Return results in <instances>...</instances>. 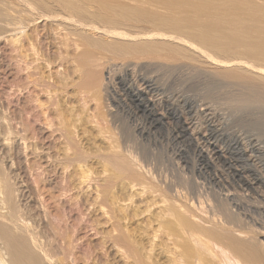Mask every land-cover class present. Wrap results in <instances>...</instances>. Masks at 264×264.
Instances as JSON below:
<instances>
[{
    "label": "rangeland",
    "instance_id": "374dc122",
    "mask_svg": "<svg viewBox=\"0 0 264 264\" xmlns=\"http://www.w3.org/2000/svg\"><path fill=\"white\" fill-rule=\"evenodd\" d=\"M0 1L4 3L2 4L0 2V17L2 16V19L0 18V224L3 225L5 223L3 226L7 229L10 228L9 231L10 234L13 233L11 234L12 236L14 234L15 237L18 235L19 237L16 238L20 240V244H24V238L31 239L26 240L27 242L25 241L26 243L22 245V250L25 251L27 248L25 245H27V252L30 249V255L32 253V258L35 257V260H30L31 264H33L34 261L37 262V264H172L174 263V261H172L174 259L170 254L173 253L172 249L174 245L170 244L171 241H166V239L170 237L167 236L166 238V233L170 232V230L167 226V228L164 227V222L167 221L168 217L164 216V220H158L156 216L157 213H162L163 208L165 209L171 205L177 207L184 215L193 214L194 216L196 214L198 217H196V215L195 217L198 219H195V217L194 219L198 223H202V220L207 216L216 220L222 215L226 208L227 210L228 208L230 210L233 208L232 211L240 216L246 213V215L253 218L252 220L254 222L256 221L254 226L251 224V226L244 225V227L246 226L245 228L243 227L245 232L246 228L256 230L260 227V230L264 226V212H262L264 211V206H261L263 209H260L259 206L264 204L262 203L264 202V188L261 187L264 185V103H255L252 101L249 103L250 101L247 99L249 87L245 85L243 87L238 81L236 82L238 84H236V80L233 81L226 78L223 80L220 76L217 77V75H215L218 72L222 73L221 71L224 68H226L225 71L240 69V72L243 70L245 74H248L249 70L251 73L252 66L263 69L264 66L262 65H264V61L257 59L260 63L258 62L255 64L256 59L245 54V56L241 58L243 54L241 52V54L237 53L241 56L239 59L236 54L237 58L232 56V60L238 59L240 61L243 59L241 61H245L244 63H246L247 60L245 59L247 57L249 63L253 62V65L250 64L252 65L250 66L251 69L249 66L247 67L249 64L248 62L245 64L246 67L245 65L239 68L232 66V68L230 66L219 67L214 61L204 57L206 54H204V51L209 53V50L204 48L203 53L201 52L202 50H198V52H200L198 53L199 55L196 53L198 47L199 49L203 48L198 44L196 45L197 48L194 49L196 51H193L192 48L190 49V46H187L186 49L189 51L187 55H175L176 53L169 52L167 48L159 47V51H157V48V50L154 49L156 52H154V50L153 52H151L152 50L146 51L149 55L146 52L139 53H143L142 55H145V57L139 54L135 55L136 53L129 54V58L127 54L122 56L119 54L122 58L119 60L120 57L117 56V51L112 52V54L111 51L106 52L104 48H102V51L101 48L96 46V44L99 43L110 44L113 41L126 43V41H124L126 40L125 35L117 36V32H114V35L107 33L110 31L107 29V24L105 23L101 22L102 24H99V21L93 23L91 20L93 23L92 25L90 19H88V22V20L81 18V16H77V12L75 14L74 9L70 10V8L68 9L67 7L64 9V6H62L61 2L58 0V3L54 0H48L47 3L49 2L50 5L48 4L47 6L46 3L45 7L47 8L43 9L44 7H42V10L39 9L37 14L36 11L38 9L33 12L37 6L33 8V3H31L32 9L31 5L29 6L30 3L26 0ZM75 1L77 2L78 0ZM84 1L86 3L88 1L90 5H86ZM84 1H79L77 3L79 6L75 4L76 8L82 10V8L86 6V9L83 8V10L88 9L90 14L96 11L95 4L97 5L102 2L101 0H96V2L100 1L99 3H92L91 0ZM112 1L115 5L116 3L118 4L116 6L113 5V9L115 8L116 11L119 10V14L122 6L125 4L122 9L126 8L129 15L132 16L129 12L130 8L133 11L135 10L134 15L136 13H141V11V14L144 15L143 18L139 19L138 17H135L134 20L131 18L132 21L119 20L121 22L119 23L120 26H116V28H119L117 29L118 32L122 33L125 30L127 34L136 35V38H127V43L143 42L144 40L154 39L160 40V42L163 41L162 38H155V36H153V26L150 25V28L152 27L150 29L148 27L149 25L147 26V24L140 23L141 20L145 18L149 20V17L152 16L150 10L154 11L152 8L155 10L156 8H159V10L162 8L160 11L165 15L166 6H168L167 8L171 9L170 11L172 12V9H174L175 12L176 7L181 2L178 6L180 10H177L175 13L178 14V11H180V15H182V11H191V9H196L198 6L195 11L198 10L199 14H204L207 13L208 10L209 12L213 11L217 5L220 9L217 8L218 11L224 13L223 16L229 20V18H233V16L234 18L240 15V17L243 15L246 17L243 11L248 5L252 6V4L258 2V5L261 3L262 5L260 6H264V0H235V2H238H236L237 4L233 0H217L219 4L222 3V6H225V10L223 9L224 7L220 6L215 0H203V3L202 0H194L195 2L192 0H176L177 6L174 5L175 7L173 6V0H167L166 2L165 0H149L150 3L148 0ZM112 1L109 0L111 3ZM177 1L180 2L178 3ZM249 1L250 3L252 1V3H248ZM205 3L208 5H203ZM102 4H104V2ZM150 4L153 5V7H151ZM186 4L191 7H187ZM170 5L171 7H169ZM213 5L214 8H212ZM50 6H52V8ZM148 6L151 8L149 11ZM202 6L207 7L206 9L202 8L205 11L200 10ZM208 6H210V8ZM88 7H90L91 10ZM137 7H139V9ZM263 8L261 10H263L262 12L264 13ZM113 9L110 8V10ZM115 9L113 11H115ZM43 10L47 11L45 12ZM53 10L58 12L56 13ZM85 10L82 12H85ZM88 10L84 14H89ZM144 10L145 12H143ZM40 11L45 13L42 14ZM65 11L68 14H66ZM146 11H148L149 14ZM70 12L72 13V17ZM125 13L126 11H124V13L122 12L124 15ZM145 13L148 15L145 16ZM230 13L234 15L232 16ZM27 15L32 17L31 22L30 17ZM126 15L128 16V14ZM156 15L160 16L161 12L159 13V11H157ZM37 16H39V18ZM244 16L243 18H245ZM117 17L118 16L115 18ZM28 19L29 21H27ZM82 19L84 22L87 21L85 22L86 24L84 22V24L81 23ZM135 19H138L137 21L139 22L135 21ZM21 20H24L23 22L27 21L23 24L24 26L27 24L26 27H23V22H21ZM18 22H21L19 23L21 26L20 29L18 28ZM68 22L70 24H68ZM129 25L131 26L129 27ZM140 28L142 29L139 30ZM148 29L152 32L150 33ZM55 30L57 31L55 32ZM131 30L133 32H131ZM137 31H142L141 34L143 32L145 34H139L141 35L139 36L138 33H136ZM25 37L29 38L25 39ZM75 37L76 39H74ZM117 37L121 42L117 40ZM32 38L34 39L32 40ZM61 38L67 43V47L64 45L65 42ZM65 39L70 42L68 43ZM24 40H26L27 43L25 42V47L21 48L20 44L22 41L24 42ZM57 40H59V43ZM71 40L76 41L72 42ZM80 40H82V44ZM186 40H188V38ZM31 42H33V44ZM61 42H63V44ZM190 42L193 43L195 48V41ZM74 43H76V45ZM69 44L71 46H69ZM92 44H94V47ZM30 45H33V48L30 47ZM31 49L33 50L31 51ZM77 49L79 50L77 51ZM190 50L192 52H190ZM34 51L37 52L35 53ZM87 51L88 53L86 54ZM23 52L24 54H22ZM201 53L204 54V58H202ZM23 55L27 58H21ZM138 55L141 58L138 57ZM87 56L90 57V59H88V62H84L83 59L87 58ZM210 56L213 59L217 56L218 58H216L219 59V55L215 56L214 53L210 54ZM225 57L227 60H231L230 58H232L231 56H224L220 57V60H226ZM216 58L215 60H217ZM29 59L34 62L30 61L32 62L30 63ZM76 60L80 63L78 61L76 62ZM250 60L252 62H250ZM22 61H25L26 64L30 63L31 68L35 66L37 68L35 67L34 70L33 68H28L29 70H26L23 68V64H20L24 63ZM80 68L82 70L85 69L87 73L90 72L89 75L86 74L85 70L81 72ZM217 68H222V70H218ZM32 73H34V75ZM82 73L84 75L86 74V77ZM28 74H31L33 77L31 75L29 77ZM108 74H110L113 80L107 81L106 77ZM136 77H143L152 85L154 84L153 86H155L157 91L154 90V92L150 91L149 93V91H145V89L141 87V89H143L142 91L131 94L125 90L127 86L132 87V82H134L132 80ZM249 77L253 79L254 76L250 74ZM107 82L108 86L106 84ZM123 87H125V89ZM32 88L35 89L32 90ZM241 97L243 99H241ZM241 100L244 103H242ZM246 101L249 104H247ZM137 129L140 133L136 131ZM68 135L72 137L70 138ZM213 147L222 153L221 157L211 154L213 152L211 150ZM81 149H83V151ZM196 149H198V151L201 150L202 153L205 152L209 154V158H207L206 154H201L200 156V151L197 152ZM79 151L84 157L80 156ZM92 152L93 154H91ZM111 152H115L116 155L124 156L125 158H122V162L115 161L112 159L113 153ZM87 154L88 156H86ZM76 157H79V161ZM104 158H108L110 162L108 159L105 161ZM70 159L73 160L71 161ZM98 160H100L101 163ZM108 162L116 164L110 166ZM117 164L125 165L118 167L116 166ZM69 165L70 167H68ZM114 166L117 168L115 167V169ZM111 167L115 169V174H113V169L110 170ZM120 167H122V171ZM132 169L135 170L133 171ZM102 171L104 173H102ZM116 171L119 172L117 173ZM105 172L107 174H105ZM111 174H113L114 180L109 177V175L112 176ZM116 174H118L119 179L115 178ZM108 177L109 179L107 180ZM244 180L246 182L249 180L251 183L253 181L254 186L256 185V191L259 189L258 187H260V189L255 193L250 192V190L249 193H247L248 191L244 190ZM109 182L114 184L111 185ZM104 183L111 187L108 185L107 187ZM127 183H130L131 187ZM105 189H107V191ZM103 191L104 193H102ZM227 193L232 194L233 201L235 203L237 201V203L241 205L240 211L223 201L225 200L223 194L227 195ZM245 194H248V196ZM248 197H250V200ZM258 199L261 202H258ZM120 203L124 204L121 205ZM247 204L249 205L247 206ZM205 206L207 209H205ZM257 206H259V208ZM257 210H261L260 214H258L259 211ZM13 215L17 216L14 217ZM120 216H123L127 221L125 222L123 217L121 220ZM186 216L193 217L190 215ZM206 220L209 219L206 218ZM158 221H160V223ZM203 222L205 225L208 224L207 222L205 223V220ZM160 224L162 226H160ZM8 225L11 226L9 227ZM19 225L21 227H19ZM122 226L126 227L122 228ZM158 226L160 227L158 228ZM252 226L257 228H253ZM16 227L23 228V231L26 233L22 230L20 231L19 228L16 229ZM120 229L123 231H120ZM262 229H264V227ZM118 231L119 233H117ZM125 234L128 236H125ZM20 236H22L21 239L23 238L24 240L23 243L22 240L19 239ZM118 236L122 237L124 240H122V238L120 240ZM164 239L168 244H166L168 249L170 250L172 247L170 250L171 252H167L166 249L163 250L160 247V243ZM169 239H172V237ZM259 239L260 241L263 240L261 236ZM127 241L131 242L127 243ZM3 243V239L0 235V261L4 264H13L8 252L9 249L6 247V244ZM129 243H131L133 247ZM149 245L151 246L149 247ZM141 248L143 249L141 250ZM137 249L141 251L139 250L138 252ZM140 252L141 254H139ZM144 254L148 255L143 256ZM166 254L170 255L172 258ZM169 258L172 260H169Z\"/></svg>",
    "mask_w": 264,
    "mask_h": 264
},
{
    "label": "bare ground",
    "instance_id": "6f19581e",
    "mask_svg": "<svg viewBox=\"0 0 264 264\" xmlns=\"http://www.w3.org/2000/svg\"><path fill=\"white\" fill-rule=\"evenodd\" d=\"M19 1H21V0H19ZM26 1H28V3H30L29 4V6L31 5V3H33V8L34 7H36L37 6V8H35L34 10H33V12H35V10H37L36 11V14H37V12L39 11V9L40 10H42L41 8L42 7H44L43 9H45V8H47V7H45L46 5L48 6V4H49V2L47 3V1L48 0H26ZM46 1V2H45ZM54 1H56L57 3H58V1H60L61 2V5L62 6H64V9H65V7H67L68 9L70 8V10L72 9H74L75 10V14H76V12H77V16H81V18H84L85 20H88V19H90V22H91V20L93 21V23H95V21H99V24L102 22V23H105V24H107V29H109V31L110 32H107V33H109V34H113L114 32H117L118 34H117V36H121V35H125L126 37V40H124V37L122 38L124 41H126V43H124V42H122V43H118V42H112V43H110V44H106V43H99V44H96V46H98L99 48H104V51H106V52H110L111 51V53L112 52H116L117 53V56L118 57H120L119 58V60H121L122 58H121V56L122 55H126L127 54V57L129 58L130 56H128L129 54H134V53H136L135 55H137V54H139V53H141V52H146V51H150V50H152L151 52H153V50L154 49H158L159 47H164V48H167V50H169V52H174V54L175 55H182V54H185V55H187L188 54V52L189 51H187V49H186V47L188 46H190V49L192 48L193 49V51H196V50H194V49H196L197 47H196V45L198 44V45H200V46H202L203 48H201V49H199V47L197 48V54L198 53H200V52H198V50H202L201 52L203 53V49L205 48V49H207V50H209V53L208 52H205L204 51V54H205V56H204V54H200L201 56H202V58H204V57H207L208 59H210V60H212V61H214L219 67H243V65H245V64H247V62L249 63V60L247 59V57H246V59L245 60H247V62L246 63H244V62H242L241 60H243V59H241L240 61L238 60L239 59V57H241V56H239L237 53H239V54H241V52L243 53L242 54V57L241 58H243V56H245V55H247V56H249V57H251V58H254V59H256V63L255 64H257L259 61H257V59L258 60H262V61H264V13L262 12L263 10H261L264 6H260V5H262L261 3H259L260 5H258L257 3H254V4H252V6H246L245 8L244 7H242V8H244V13H245V15H246V17L245 18H243V16L242 17H237V18H234V14H232V13H230V14H232V16H233V18H229V20L226 18V17H224L223 15H224V13H220L219 11H218V7H217V5H216V9L214 8V5H213V7L212 8H214V10L213 11H211V12H209V10H208V12L207 13H204V14H199L198 13V10L197 11H195L197 8H198V6H197V8L196 9H191V11H189V10H187L188 11V13H187V11L185 12V11H182V15H180L181 14V12L180 11H178V14L177 13H175L177 10H180V7H178L179 6V4L181 3L180 1V3L178 4V6H177V3H176V0L174 1L173 0V6L175 5V6H177L176 7V10H175V12H174V9H172L173 10V12L172 11H170L171 9H169V8H167L168 6H166V8H165V15H163L164 13L162 12V11H160L159 10V8L157 9L156 8V10L157 11H159V13L161 12V15L159 16V15H156V13H157V11L154 9V8H152V10H154V11H151L150 10V14L152 15L151 17H149V20L147 19V18H145V19H143V20H141V22L140 23H144V24H147V26L150 28V25L151 26H153V36H155V38H162V42H160V40H157V39H154V40H142L143 42H132V43H127V38H136V35L134 34H127L126 33V31L124 30V32H118L117 31V29H119V28H116V26L117 25H119L120 26V24L119 23H121L119 20H121V19H123V20H127V21H132L131 20V18L134 20V18L135 17H138V19L139 18H143L144 17V15H142L141 13H142V11H141V13H136L135 15H134V11L132 10H130L129 8H128V6H127V8L129 9V12L132 14V16L131 15H129V13H127L128 11H127V9L126 8H124V9H126V10H124V9H122L123 8V6L125 5H123V4H121V5H123L122 6V8H121V10H120V14L118 13V11H116V9H115V11H113L114 9H113V5H115L114 3H113V1H112V3L111 2H109V0H101L102 2L101 3H99L100 1H97L99 4H95V7H96V11L95 12H93V14L91 13H89V10H88V13L89 14H84L87 10H85L86 8V6L85 7H83V8H85L84 10H85V12H82V11H84L83 10V8H82V10H80V9H78V8H76V5L75 4H77L79 1H84V0H78L77 2L74 0H63V1H61V0H54ZM126 1H128V0H126ZM141 1V0H140ZM161 1V0H160ZM167 0H165V2H166ZM184 1H186V0H184ZM184 1H182V2H184ZM188 1V0H187ZM192 1H194V0H192ZM198 1H201V0H198ZM216 2H218L217 0H215ZM228 1H230V0H228ZM234 2H235V0H233ZM1 3H2V1H0ZM4 2H7V1H4ZM74 2H76V3H74ZM85 2V1H84ZM91 2L92 3H97L96 2V0H91ZM104 2V4H102ZM148 2H149V0H148ZM172 2V1H171ZM171 2H170V4H171ZM195 2V1H194ZM220 2H223V1H220ZM237 2V1H236ZM235 2V3H236ZM240 2H244V1H240ZM263 2V1H262ZM47 3V4H46ZM86 3V2H85ZM91 3V4H92ZM122 3V2H121ZM128 3H130V2H128ZM141 3V2H140ZM150 3V2H149ZM153 3H154V1H153ZM162 3H163V1H162ZM187 3V2H186ZM201 3V2H200ZM202 3H203V0H202ZM208 3V2H207ZM207 3H205V4H203V5H206ZM213 3H214V1H213ZM225 3V2H224ZM223 3V4H224ZM233 3V2H232ZM238 3V2H237ZM236 3V4H237ZM244 3H246V2H244ZM248 3H250V1L248 2ZM251 3H252V1H251ZM250 3V4H251ZM2 4H4V3H2ZM20 4V3H19ZM46 4V5H45ZM90 5L89 3H88V1H87V3H86V5ZM120 4V3H119ZM166 4V3H165ZM184 4V3H183ZM183 4H181L182 6H184ZM212 4V3H211ZM218 4H219V2H218ZM234 4V3H233ZM242 4V3H241ZM15 5V4H14ZM35 5V6H34ZM50 5V4H49ZM60 5V6H61ZM78 5V4H77ZM82 5H84V4H82ZM81 5V6H82ZM116 5H118L117 3H116ZM115 5V6H116ZM131 5V4H130ZM143 5V4H142ZM146 5V4H145ZM151 5V4H150ZM149 5V6H150ZM159 5V4H158ZM169 5V4H168ZM187 5V4H186ZM196 5V4H195ZM208 5V4H207ZM206 5V6H207ZM220 6H222V3H220L219 4ZM232 5V4H231ZM243 5V4H242ZM5 6H6V4H5ZM79 6V5H78ZM120 6V5H119ZM144 6V5H143ZM148 6V11H149V9H151L150 7ZM174 6V7H175ZM219 6V7H220ZM237 6H240V5H237ZM236 6V7H237ZM15 7V6H14ZM24 7H25V5H24ZM28 7V6H27ZM51 8H52V6H50ZM54 7V6H53ZM151 7H153V5H151ZM169 7H171V5L169 6ZM187 7H191V6H188L187 5ZM209 8H210V6H208ZM222 7H224L223 9L225 10V6L223 5ZM4 8V7H3ZM12 8V7H11ZM31 8H32V5H31ZM30 8V9H31ZM32 8V9H33ZM63 8V7H62ZM66 8V9H67ZM88 8H90V7H88ZM92 8H94V7H92ZM110 8L111 9H113V10H110ZM138 9H139V7H137ZM182 8V7H181ZM193 8V7H192ZM195 8V7H194ZM202 8H204V9H206L207 7H204V6H202L201 8H200V10H204V9H202ZM218 8V9H217ZM234 8V7H233ZM13 9V8H12ZM31 9V10H32ZM63 9V10H64ZM145 9V8H144ZM163 9H164V7H163ZM186 9V8H185ZM184 9V10H185ZM232 9V8H231ZM235 9H239V8H235ZM264 9V8H263ZM1 10V9H0ZM90 10H91V8H90ZM126 11V13H125V15L124 14H122V12L124 13V11ZM142 10V9H141ZM146 10V9H145ZM145 10L143 11V12H145ZM220 10V9H219ZM234 10V9H233ZM233 10H231V11H233ZM30 11V10H29ZM43 11H45V10H43ZM47 11V10H46ZM45 11V12H46ZM49 11V10H48ZM50 11H52V10H50ZM54 11V10H53ZM61 11V10H60ZM148 11H146L147 13H148ZM156 11V12H155ZM205 11V10H204ZM238 11V10H237ZM4 12V11H3ZM27 12V11H26ZM32 12V11H31ZM45 12H41L40 11V13H45ZM54 12H56V11H54ZM58 12V11H57ZM56 12V13H57ZM66 12V11H65ZM153 12V13H152ZM222 12V11H221ZM234 12H236V11H234ZM242 12V11H241ZM39 13V14H40ZM60 13H62V12H60ZM59 13V14H60ZM71 13V12H70ZM80 13H81V15H80ZM163 13V14H162ZM200 13H201V11H200ZM202 13H203V11H202ZM236 13H238V12H236ZM2 14H4V13H2ZM1 14V15H2ZM31 14H33V13H31ZM35 14V15H36ZM64 14V13H63ZM66 14H68L67 12H66ZM74 14V15H75ZM126 14H128V16L126 15ZM138 14V15H137ZM149 14V13H148ZM148 14H146L145 13V16L146 15H148ZM155 14V15H154ZM20 15V14H19ZM29 15V14H28ZM27 15V16H28ZM41 15V14H40ZM46 15V14H45ZM49 15V14H48ZM47 15V16H48ZM55 15V14H54ZM53 15V16H54ZM57 15V14H56ZM4 16V15H3ZM10 16V15H9ZM18 16V15H17ZM33 16V15H32ZM46 16V17H47ZM67 16V15H66ZM116 16H118L117 18H115ZM157 16V17H156ZM228 16V15H227ZM231 16V17H232ZM236 16H237V14H236ZM2 17V16H1ZM0 17V18H1ZM5 17H6V15H5ZM4 17V18H5ZM28 17H30V22H31V16H28ZM35 17V16H34ZM38 18H39V16H37ZM50 17V16H49ZM64 17V16H63ZM62 17V18H63ZM71 17H72V13H71ZM74 17V16H73ZM148 17V16H147ZM153 17H155V18H153ZM230 17V16H229ZM3 18V19H4ZM7 18V17H6ZM15 18H17V17H15ZM45 18V17H44ZM53 18V17H52ZM226 18V19H225ZM2 19V18H1ZM20 19V18H19ZM23 19V18H22ZM73 19H75V18H73ZM138 19H135V21H137ZM147 19V20H146ZM150 19H152V20H150ZM16 20V19H15ZM57 20H59V19H57ZM64 20V19H63ZM3 21V20H2ZM24 20H21V22H23ZM27 21H29V19L27 20ZM26 21V22H27ZM36 21V20H35ZM134 21V22H135ZM4 22V21H3ZM21 22H18L17 24H19V23H21ZM26 22H23L22 23V25L24 24V23H26ZM29 22V23H30ZM55 22V21H54ZM60 22V21H59ZM79 22V21H78ZM80 22H81V20H80ZM84 21H83V19H82V24H84L85 22H87V21H85L84 23H83ZM88 22H89V20H88ZM137 22H139V21H137ZM16 23V22H15ZM33 23V22H32ZM61 23V22H60ZM93 23L91 22V24L93 25ZM101 23V24H102ZM63 24V23H62ZM68 24H70L69 22H68ZM72 24V23H71ZM86 24V23H85ZM89 24V23H88ZM114 24V25H113ZM3 25V24H2ZM47 25V24H46ZM55 25H56V23H55ZM73 25H74V23H73ZM122 25V24H121ZM132 25V24H131ZM131 25H129V27L131 26ZM27 26V24H25V26L23 25V27H26ZM57 26V25H56ZM63 26V25H62ZM113 26H115V27H113ZM123 26H124V24H123ZM45 27V26H44ZM66 27V26H65ZM70 27H71V25H70ZM83 27V26H82ZM134 27V26H133ZM135 27H136V25H135ZM146 27V26H145ZM19 29L21 28V26H20V24H19V27H18ZM29 28V27H28ZM53 28V27H52ZM61 28V27H60ZM75 28V27H74ZM116 28V29H115ZM121 28H123V27H121ZM125 28H126V26H125ZM152 28V27H151ZM150 28V29H151ZM23 29V28H22ZM21 29V30H22ZM25 29V28H24ZM32 29H34V28H32ZM57 29V28H56ZM62 29V28H61ZM64 29V28H63ZM88 29V28H87ZM96 29V28H95ZM130 29H132V28H130ZM136 29H138V28H136ZM142 28H140L139 30H141ZM150 29H148V30H150ZM20 30V31H21ZM37 30V29H36ZM79 30V29H78ZM89 30V29H88ZM135 30V29H134ZM42 31V30H41ZM57 30H55V32H56ZM77 31V30H76ZM75 31V32H76ZM82 31V30H81ZM95 31V30H94ZM107 31V30H106ZM105 31V32H106ZM19 32V31H18ZM24 32V31H23ZM52 32H53V30H52ZM66 32V31H65ZM68 32V31H67ZM71 32V31H70ZM98 32V31H97ZM131 32H133L132 30H131ZM142 32V31H141ZM141 32H136V33H138V35L139 34H141ZM152 31L150 30V33H151ZM21 33H22V31H21ZM41 33V32H40ZM144 33V32H143ZM142 33V34H143ZM147 33H148V31H147ZM146 33V34H147ZM24 34V33H23ZM32 34H33V32H32ZM31 34V35H32ZM59 34V33H58ZM61 34H62V32H61ZM75 34V33H74ZM82 34V33H81ZM80 34V35H81ZM101 34V33H100ZM104 34V33H103ZM141 34V35H142ZM145 34V33H144ZM25 35V34H24ZM40 35V34H39ZM67 35V34H66ZM87 35V34H86ZM98 35V34H97ZM107 35V34H106ZM114 35V34H113ZM141 35H139V36H141ZM149 35H151V34H149ZM26 36V35H25ZM34 36V35H33ZM60 36V35H59ZM69 36V35H68ZM105 36V35H104ZM184 36H185V38H184ZM18 37V36H17ZM22 37V36H21ZM31 37V36H30ZM40 37V36H39ZM64 37V36H63ZM62 37V38H63ZM67 37V36H66ZM108 37V36H107ZM152 37V36H151ZM26 38H29V37H25V39ZM61 38V39H62ZM79 38H81V37H79ZM88 38V37H87ZM86 38V39H87ZM120 38V37H119ZM140 38V37H139ZM188 38V40H186ZM15 39H16V37H15ZM22 39V38H21ZM34 38H32V40H33ZM56 39H58V38H56ZM70 39V38H69ZM68 39V40H69ZM72 39V38H71ZM74 39H76V37L74 38ZM77 39H78V37H77ZM86 39H83V40H86ZM108 39V38H107ZM111 39H113V38H111ZM164 39H166V40H164ZM23 40V39H22ZM29 40V39H28ZM45 40V39H44ZM54 40V39H53ZM63 41H64V39H62ZM61 40V41H62ZM66 41H67V39H65ZM88 40H90V39H88ZM87 40V41H88ZM102 40V39H101ZM105 40V39H104ZM117 40H119L118 39V37H117ZM116 40V41H117ZM58 41V43H59V40H57ZM72 41V40H71ZM73 41H76V40H73ZM72 41V42H73ZM78 41V40H77ZM81 41L82 40H80V43H81ZM87 41H86V43H87ZM91 41H92V39H91ZM98 41V40H97ZM103 41V40H102ZM156 41H159V42H156ZM190 41H195V48H194V46H193V43H191ZM25 42H26V40H24V42L22 41L21 42V44H20V46H21V48L22 47H25ZM35 42V41H34ZM38 42V41H37ZM65 42V41H64ZM68 42V41H67ZM70 42V41H69ZM68 42V43H69ZM85 42V41H84ZM109 42H111V41H109ZM119 42H121V40H119ZM173 42H176V43H173ZM27 43V42H26ZM32 44H33V42H31ZM62 44H63V42H61ZM61 43H60V45H61ZM78 43V42H77ZM90 43V42H89ZM92 43V42H91ZM108 43V42H107ZM18 44H19V42H18ZM36 44V43H35ZM75 45H76V43H74ZM79 44V43H78ZM82 44V43H81ZM59 45V46H60ZM64 45H66V47H67V43L65 42L64 43ZM64 45H63V47H64ZM88 45V44H87ZM91 45V44H90ZM94 44H92V46H93ZM28 46V45H27ZM38 46V45H37ZM55 46V45H54ZM69 46H71L70 44H69ZM81 46V45H80ZM83 46V45H82ZM29 47V46H28ZM30 47H32L33 48V45H30ZM57 47V46H56ZM89 47V46H88ZM94 47V46H93ZM16 48H18V47H16ZM46 48H47V46H46ZM58 48V47H57ZM76 48H77V46H76ZM80 48V47H79ZM37 49V48H36ZM49 49V48H48ZM71 49V48H70ZM72 49H74V48H72ZM88 49V48H87ZM86 49V50H87ZM93 49V48H92ZM92 49H91V51H92ZM98 49V48H97ZM105 49H107V50H105ZM156 49V50H157ZM33 49H31V51H32ZM66 50H67V48H66ZM79 49H77V51H78ZM90 50V49H89ZM88 50V51H89ZM188 50H189V48H188ZM53 51V50H52ZM74 51V50H73ZM72 51V52H73ZM76 51V50H75ZM81 51V50H80ZM88 51L86 52V54L88 53ZM93 51H94V49H93ZM102 51H103V49H102ZM157 51H159V49L157 50ZM35 52V51H34ZM34 52H33V54H34ZM37 52V51H36ZM35 52V53H36ZM56 52V51H55ZM60 52H61V50H60ZM59 52V53H60ZM71 52V51H70ZM154 52H156L155 50H154ZM168 52V51H167ZM190 52H192L191 50H190ZM211 52V53H210ZM17 53V52H16ZM54 53V52H53ZM83 53H84V51H83ZM91 53V52H90ZM100 53V52H99ZM115 53V54H116ZM147 53V52H146ZM208 53V54H207ZM212 53H214L215 54V56L216 55H219V59H217L216 57V59L217 60H215V58L213 59L211 56H210V54H212ZM22 54H24V52L22 53ZM62 54V53H61ZM72 54H74V53H72ZM85 54V53H84ZM93 54V53H92ZM98 54V53H97ZM113 54V53H112ZM119 54L121 55V56H119ZM143 54V53H142ZM142 54H139V55H141V56H143V57H145V55H142ZM148 54V53H147ZM147 54H146V56H147ZM154 54V53H153ZM167 54V53H166ZM194 54V53H193ZM197 54H196V56H197ZM236 54H237V57H238V59H236V60H232L233 59V57L232 56H235L236 57ZM245 54V55H244ZM66 55V54H65ZM93 55H95V54H93ZM138 55V57H140ZM149 55V54H148ZM165 55V54H164ZM199 55V54H198ZM62 56V55H61ZM91 56V55H90ZM113 56H115V55H113ZM134 56V55H133ZM132 56V57H133ZM151 56V55H150ZM156 56V55H155ZM204 56V57H203ZM224 56H228V57H232V58H230L231 60H227V58H226V60H220V57H224ZM25 57V55H23V57H21V58H24ZM41 57V56H40ZM47 57V56H46ZM56 57V56H55ZM132 57H131V59H132ZM137 57V56H136ZM142 57V58H143ZM157 57H158V55H157ZM172 57V56H171ZM183 57H184V55H183ZM236 57V58H237ZM25 58H27V57H25ZM43 58V57H42ZM52 58V57H51ZM61 58V57H60ZM72 58V57H71ZM74 58V57H73ZM80 58V57H79ZM112 58V57H111ZM135 58V57H134ZM133 58V59H134ZM141 58V57H140ZM152 58L154 59V57L152 56ZM156 58V57H155ZM161 58V57H160ZM163 58H164V56H163ZM199 58H200V56H199ZM207 58H205V59H207ZM224 58V59H225ZM32 59V58H31ZM31 59H29V62L30 61H32ZM66 59V58H65ZM83 59V58H82ZM88 59H90V57H88L87 56V58H85V59H83L84 60V62L86 61V62H88ZM162 59V58H161ZM165 59H166V56H165ZM207 59V60H208ZM221 59H223V58H221ZM16 60V59H15ZM15 60H14V62H15ZM69 60H70V58H69ZM130 60V59H129ZM136 60V59H135ZM134 60V61H135ZM26 61V60H25ZM25 61H22V62H24L25 63ZM55 61V60H54ZM73 61H74V59H73ZM78 60H76V62H77ZM109 61V60H108ZM123 61V60H122ZM133 61V62H134ZM149 61V60H148ZM151 61H152V59H151ZM174 61V60H173ZM206 61V60H205ZM19 62V61H18ZM21 62V61H20ZM28 62V61H27ZM32 62H34V61H32ZM32 62H30V63H32ZM79 62V61H78ZM126 62V61H125ZM150 62V61H149ZM207 62V61H206ZM210 62V61H209ZM250 62H252L251 60H250ZM24 63H20V64H23L22 66H23V68L24 69H28V68H31V64L29 63H25V65H24ZM80 63V62H79ZM89 63H90V61H89ZM108 63V62H107ZM137 63V62H136ZM157 63V62H156ZM253 63V62H252ZM252 63H249L248 65H247V67L249 66V68L251 69V67L250 66H252L253 64ZM260 63V62H259ZM73 64V63H72ZM147 64V63H146ZM250 64H252V65H250ZM17 65H18V63H17ZM28 65H30V66H28ZM33 65V64H32ZM44 65V64H43ZM60 65V64H59ZM91 65V64H90ZM21 66V67H22ZM35 66V65H34ZM71 66V65H70ZM80 66V65H79ZM125 66V65H124ZM123 66V67H124ZM130 66V65H129ZM262 66H264V65H262ZM36 67V66H35ZM34 67V68H35ZM47 67V66H46ZM61 67V66H60ZM110 67H111V65H110ZM113 67V66H112ZM116 67V66H115ZM140 67V66H139ZM231 67V68H232ZM245 67H246V65H245ZM33 68V67H32ZM31 68V69H32ZM34 68H33V70H34ZM37 68V67H36ZM52 68V67H51ZM55 68V67H54ZM64 68V67H63ZM62 68V69H63ZM83 68H84V66H83ZM131 68H133V67H131ZM22 69V68H21ZM30 69V70H31ZM48 69V68H47ZM65 69V68H64ZM77 69V68H76ZM81 69V68H80ZM125 69V68H124ZM218 69V68H217ZM217 69H215V70H217ZM225 69L226 68H224L223 70H222V68L220 69H218V70H222L221 72L222 73H220V72H218V73H216L215 75H217V77L218 76H220L223 80H224V78H226V79H231V80H236L235 81V83L238 81L239 83H241L242 84V86L244 87V85L246 86V87H249V89H248V97H247V99H249V103H251V101L252 102H255V103H260V102H262L261 104H263L264 103V68L262 69V68H255V67H253L252 66V69H251V73L248 71V74L246 73L245 74V71H243L242 70V72H240L239 70H235V71H230V70H227V71H225ZM29 70V69H28ZM42 70V69H41ZM61 70V69H60ZM75 70V69H74ZM83 70H85V69H83ZM83 70L81 69V72H83ZM136 70V69H135ZM217 70V71H218ZM53 71V70H52ZM56 71V70H55ZM77 71V70H76ZM86 71V70H85ZM133 71V70H132ZM225 71V72H224ZM17 72V71H16ZM20 72V71H19ZM33 72H35V71H33ZM47 72V71H46ZM134 72V71H133ZM62 73V72H61ZM90 73V72H89ZM89 73H87V71H86V74H88L89 75ZM20 74H22V73H20ZM19 74V75H20ZM25 74V73H24ZM33 75H34V73H32ZM37 74V73H36ZM54 74H57V73H54ZM62 74H64V73H62ZM75 74V73H74ZM83 74V73H82ZM86 74L84 75L85 77H86ZM250 74H252L254 77H253V79L251 78V77H249L250 76ZM29 75V74H28ZM31 75V74H30ZM30 75H29V77H30ZM87 75V76H88ZM248 75V76H247ZM25 76V75H24ZM32 76V75H31ZM55 76V75H54ZM57 76V75H56ZM61 76V75H60ZM67 76V75H66ZM33 77V76H32ZM40 77V76H39ZM84 77V78H85ZM57 78H59V77H57ZM62 78V77H61ZM79 79V78H78ZM106 79H107V81H109V80H111L112 79V77L110 76V74H108V76L106 77ZM22 80V79H21ZM32 80V79H31ZM41 80H43V79H41ZM64 80V79H63ZM81 80V79H80ZM113 80V79H112ZM18 81V80H17ZM48 81V80H47ZM82 81V80H81ZM132 81H134V82H132V87L131 86H127V88L125 89V87H123L125 90H127L128 92H130L131 94H133L134 92H136V93H139L140 91H142L143 89H145V91H149V93H150V91H153L154 92V90H156L157 91V89L155 88V86H153L149 81H147L146 79H144L143 77H136L134 80H132ZM228 81V80H227ZM20 82V81H19ZM60 82H62V81H60ZM23 83V82H22ZM30 83V82H29ZM112 83H113V81H112ZM26 84V83H25ZM64 84V83H63ZM107 84V86H108V82L106 83ZM236 84H238V83H236ZM27 85V84H26ZM29 85V84H28ZM32 85V84H31ZM35 85V84H34ZM38 85V84H37ZM42 85V84H41ZM114 85V84H113ZM44 86V85H43ZM57 86V85H56ZM103 86H106V85H103ZM110 86V85H109ZM241 86V87H242ZM37 87V86H36ZM55 87V86H54ZM141 87H143V89H141ZM51 88V87H50ZM107 88H109V87H107ZM22 89H23V87H22ZM31 89V88H30ZM33 89H35V88H32V90ZM29 90V89H28ZM113 90H114V88H113ZM155 91V92H156ZM19 92V91H18ZM127 92V93H128ZM152 93V92H151ZM145 94H146V92H145ZM247 94V93H246ZM149 95V94H148ZM34 96V95H33ZM32 97V96H31ZM243 97V96H242ZM241 97V99H243ZM145 98V97H144ZM240 99V98H239ZM19 101H21V100H19ZM153 102V101H152ZM241 102L242 103H244L242 100H241ZM167 103V102H166ZM246 103H247V101H246ZM245 103V104H246ZM249 103H247V104H249ZM261 104H257V105H261ZM256 105V104H255ZM166 106V105H165ZM169 106H170V104H169ZM264 106V105H263ZM170 108V107H169ZM89 118V117H88ZM87 120H89V119H87ZM86 120V121H87ZM81 121V120H80ZM76 122V121H75ZM89 123V122H88ZM77 125V124H76ZM79 126V125H78ZM77 127V126H76ZM91 128H94V127H91ZM23 129V128H22ZM73 129V128H72ZM95 129H97V128H95ZM94 129V130H95ZM76 130V129H75ZM89 131V130H88ZM99 131V130H98ZM102 131V130H101ZM137 132H139L138 131V129L136 130ZM70 133V132H69ZM140 133V132H139ZM192 133V132H191ZM73 134V133H72ZM76 134V133H75ZM63 135V134H62ZM62 135H61V137H62ZM89 135V134H88ZM87 135V136H88ZM99 135V134H98ZM69 136V135H68ZM80 136V135H79ZM84 136V135H83ZM191 136V135H190ZM70 137V136H69ZM72 137V136H71ZM70 137V138H71ZM68 138V137H67ZM24 139V138H23ZM23 139H21V140H23ZM69 139V138H68ZM73 139V138H72ZM77 139V138H76ZM85 140H87V139H85ZM106 140V139H105ZM26 141V140H25ZM66 141V140H65ZM73 141V140H72ZM79 141V140H78ZM107 141V140H106ZM69 142V141H68ZM65 143V142H64ZM76 143H77V141H76ZM71 144V143H70ZM114 144V143H113ZM68 145V144H67ZM76 145V144H75ZM90 145H91V143H90ZM103 145V144H102ZM105 145V144H104ZM61 146V145H60ZM87 146V145H86ZM96 146V145H95ZM109 146H110V144H109ZM114 146V145H113ZM215 146V145H214ZM88 147V146H87ZM125 147V146H124ZM25 148V147H24ZM90 148V147H89ZM111 148V147H110ZM198 148V147H197ZM65 149V148H64ZM101 149V148H100ZM104 149H106V148H104ZM115 149V148H114ZM123 149V148H122ZM71 150V149H70ZM73 150V149H72ZM82 151H83V149H81ZM109 150V149H108ZM197 150V152H199L200 153V156H201V154H206V156H207V158H209L208 156H209V154H207V153H205V152H201V150H199L198 151V149H196ZM212 151V155L214 154L215 156L216 155H218V156H220L221 157V154L222 153H220L219 151H217V149L215 148V147H213L212 149H211ZM66 151V150H65ZM68 151V150H67ZM77 151V150H76ZM92 151V150H91ZM102 151V150H101ZM75 152V151H74ZM78 152V151H77ZM80 152V151H79ZM88 152V151H87ZM98 152V151H97ZM109 152V151H108ZM120 152V151H119ZM65 153V152H64ZM84 153V152H83ZM95 153V152H94ZM111 153H113L112 154V156H113V158L112 159H114L115 161H121L122 162V158H125L124 156L122 157V156H119V155H116L115 154V152H111ZM110 153V154H111ZM68 154H69V152H68ZM71 154V153H70ZM76 154V153H75ZM80 154V156H83L82 155V153L80 152L79 153ZM91 154H93V152L91 153ZM109 154V155H110ZM210 154V155H211ZM85 155V154H84ZM95 155V154H94ZM121 155H123V154H121ZM132 155V154H131ZM199 155V154H198ZM213 155V156H214ZM75 156H78V155H75ZM79 156V157H80ZM86 156H88V154L86 155ZM108 156V155H107ZM72 157V156H71ZM79 157L77 158V160L79 161ZM84 157V156H83ZM82 157V158H83ZM97 157V156H96ZM104 157V156H103ZM102 157V158H103ZM109 157V156H108ZM129 157V156H128ZM202 157H204V156H202ZM201 157V158H202ZM211 157V156H210ZM56 158V157H55ZM70 158V157H69ZM86 159V158H85ZM105 159V158H104ZM106 159H108V158H106ZM106 159H105V161H106ZM111 159V158H110ZM50 160V159H49ZM63 160H64V158H63ZM71 161L73 160V159H70ZM75 161V160H74ZM82 161V160H81ZM80 161V162H81ZM90 161V160H89ZM93 161V160H92ZM98 161H100V160H98ZM104 161V160H103ZM108 161H109V159H108ZM113 161V160H112ZM126 161V160H125ZM210 161V160H209ZM53 162V161H52ZM110 162V161H109ZM108 162V163H109ZM129 162V161H128ZM132 162V161H131ZM62 163V162H61ZM78 163V162H77ZM86 163V162H85ZM100 163H101V161H100ZM107 163V162H106ZM209 163V162H208ZM55 164V163H54ZM59 164V163H58ZM81 164V163H80ZM98 164V163H97ZM103 164V163H102ZM110 164V166L112 165H114V164H116V163H114V164H111V163H109ZM109 164H108V166H109ZM119 164V163H118ZM116 165V166H122V165H125V164H121V165ZM61 165V164H60ZM107 165V164H106ZM130 165H132V164H130ZM130 165H128V166H130ZM81 166V165H80ZM104 166V165H103ZM109 166V167H110ZM116 166H114V168L116 167ZM57 167V166H56ZM63 167V166H62ZM68 167H70V165L68 166ZM78 167V166H77ZM75 168V167H74ZM81 168V167H80ZM98 168H100V167H98ZM106 168V167H105ZM117 168V167H116ZM115 168V169H116ZM122 167H120V169H121ZM62 169V168H61ZM69 169V168H68ZM79 169V168H78ZM88 169V168H87ZM109 169V168H108ZM107 169V170H108ZM113 168L111 167L110 168V170H112ZM115 169H113V174H115L114 173V170ZM130 169H131V167H130ZM63 170V169H62ZM67 170V169H66ZM104 170V169H103ZM109 170V171H110ZM118 170V169H117ZM125 170V169H124ZM133 170V169H132ZM135 170V169H134ZM133 170V171H134ZM72 171V170H71ZM89 171V170H88ZM94 171V170H93ZM105 171V170H104ZM121 171H122V169H121ZM121 171H120V174H121ZM138 171V170H137ZM117 173L119 172V171H116ZM130 172V171H129ZM148 172V171H147ZM79 173V172H78ZM102 173H104L103 171H102ZM110 173H112V172H110ZM134 173V172H133ZM144 173V172H143ZM70 174V173H69ZM75 174H76V172H75ZM81 174H82V172H81ZM105 174H107L106 172H105ZM113 174H111L112 176H110L109 175V177H111L112 178V180H114L113 179ZM119 174V175H120ZM122 174H124V173H122ZM68 175V174H67ZM85 175V174H84ZM97 175V174H96ZM95 175V176H96ZM101 175V174H100ZM127 175H129V174H127ZM127 175H125V176H127ZM130 175H132V174H130ZM63 176V175H62ZM83 176V175H82ZM138 176V175H137ZM143 176V175H142ZM145 176V175H144ZM76 177V176H75ZM102 177V176H101ZM104 177H105V175H104ZM107 177V176H106ZM109 177L107 178V180L109 179ZM119 176H118V174H116V177L115 178H118ZM135 177H136V175H135ZM83 178V177H82ZM86 178V177H85ZM87 178H88V176H87ZM98 178V177H97ZM111 178H110V180H111ZM122 178H124V177H122ZM121 178V179H122ZM127 178V177H126ZM128 178H129V176H128ZM131 178V177H130ZM138 178V177H137ZM143 178V177H142ZM64 179V178H63ZM99 179V178H98ZM98 179H96V180H98ZM119 179V178H118ZM125 179V178H124ZM123 179V180H124ZM133 179V178H132ZM131 179V180H132ZM140 179V178H139ZM256 179V178H255ZM67 180V179H66ZM80 180H82V179H80ZM84 180V179H83ZM103 180V179H102ZM101 180V181H102ZM109 180V181H110ZM131 180H130V183H131ZM85 181V180H84ZM100 181V182H101ZM104 181V180H103ZM119 181V180H118ZM117 181V182H118ZM121 181V180H120ZM224 181H225V179H224ZM242 181V180H241ZM245 181V180H244ZM248 182H244V190L245 191H248L247 193H249V190H250V192H257L259 189H260V187H258L259 189H257V191H256V189H255V186H254V184H253V181H252V183L249 181V180H247ZM257 181V180H256ZM259 181V180H258ZM262 181H263V179H262ZM83 182V181H82ZM107 182V181H106ZM113 182V181H112ZM116 182V183H117ZM122 182H124V181H122ZM135 182V181H134ZM216 182V181H215ZM218 182V181H217ZM65 183V182H64ZM86 183V182H85ZM85 183H83V184H85ZM93 183H95V182H93ZM108 183V182H107ZM115 183V184H116ZM130 183L128 184V185H130ZM223 183V182H222ZM243 183V182H242ZM261 183V182H260ZM88 184V183H87ZM101 184V183H100ZM104 184H106V183H104ZM109 184H114V183H111V182H109ZM219 184H220V182H219ZM241 184V183H240ZM262 184V183H261ZM103 185V184H102ZM108 184H106V186H107ZM125 185V184H124ZM217 185H218V183H217ZM221 185V184H220ZM223 185V184H222ZM224 185H225V183H224ZM223 185V186H224ZM61 186V185H60ZM76 186V185H75ZM108 186H110V185H108ZM107 186V187H108ZM123 186V185H122ZM127 186V185H126ZM242 186V185H241ZM62 187V186H61ZM102 187V186H101ZM111 187V186H110ZM114 187V186H113ZM112 187V188H113ZM130 187H131V185H130ZM227 187V186H226ZM261 187H263L264 188V185L263 186H261ZM59 188V187H58ZM99 188V187H98ZM133 188V187H132ZM135 188V187H134ZM63 189H64V187H63ZM67 189V188H66ZM84 189V188H83ZM110 189V188H109ZM262 189V188H261ZM43 190V189H42ZM48 190V189H47ZM60 190V189H59ZM70 190V189H69ZM106 191H107V189H105ZM126 190V189H125ZM133 190V189H132ZM131 190V191H132ZM264 190V189H263ZM87 191V190H86ZM96 191V190H95ZM102 191V190H101ZM110 191V190H109ZM261 191V190H260ZM118 192V191H117ZM227 192V191H226ZM229 192V191H228ZM264 192V191H263ZM9 193H11V192H9ZM39 193V192H38ZM102 193H104V191L102 192ZM109 193V192H108ZM236 193V192H235ZM242 193V192H241ZM246 193V192H245ZM254 193H253V195H254ZM259 193V192H258ZM262 193V192H261ZM224 194H226V193H224ZM223 194V196H224V199L225 200H223V201H225L229 206H231L232 205V207H234L236 210H239L240 211V207H241V205H239L238 203H237V201H236V203L233 201L234 199H233V195L232 194H228L227 193V195H224ZM260 194V193H259ZM263 194V193H262ZM105 195V194H104ZM120 195V194H119ZM240 195V194H239ZM246 195V194H245ZM250 195V194H249ZM251 195H252V193H251ZM250 195V196H251ZM261 195V194H260ZM260 195H258V196H260ZM89 196V195H88ZM103 196V195H102ZM128 196V195H127ZM242 196V195H241ZM246 196H248V194L246 195ZM245 196V197H246ZM255 196V195H254ZM40 197V196H39ZM120 197V196H119ZM132 197V196H131ZM234 197H236V196H234ZM262 197H263V195H262ZM114 198V197H113ZM247 198V197H246ZM249 198V200H250V197H248ZM74 199V198H73ZM86 199V198H85ZM92 199V198H91ZM98 199V198H97ZM103 199V198H102ZM127 199V198H126ZM238 199V198H237ZM253 199V198H252ZM261 199V198H260ZM93 200V199H92ZM101 200V199H100ZM110 200V199H109ZM129 200H131V199H129ZM248 200V199H247ZM255 200V199H254ZM257 200V199H256ZM259 200V199H258ZM264 200V199H263ZM91 201V200H90ZM98 201V200H97ZM103 201H105V200H103ZM116 201V200H115ZM155 201V200H154ZM153 201V202H154ZM246 201V200H245ZM44 202V201H43ZM126 202V201H125ZM248 202V201H247ZM250 202V201H249ZM258 202H261L260 200L258 201ZM78 203V202H77ZM150 203H152V202H150ZM160 203V202H159ZM159 203H156V204H159ZM169 203V202H168ZM167 203V204H168ZM223 203V202H222ZM244 203V202H243ZM252 203V202H251ZM257 203V202H256ZM262 203H264V202H262ZM88 204V203H87ZM98 204V203H97ZM104 204V203H103ZM111 204V203H110ZM121 204V203H120ZM122 204H124V203H122ZM121 204V205H122ZM174 204V203H173ZM203 204V203H202ZM211 204V203H210ZM253 204V203H252ZM75 205V204H74ZM81 205V204H80ZM95 205V204H94ZM114 205V204H113ZM127 205V204H126ZM153 205V204H152ZM166 205V204H165ZM249 204H247V206H248ZM254 205V204H253ZM99 206V205H98ZM97 206V207H98ZM157 206V205H156ZM168 206V205H167ZM246 206V205H245ZM260 206V209H263V207L261 208V206H264V204H262V205H259ZM259 206H257L258 208H259ZM47 207V206H46ZM81 207V206H80ZM91 207V206H90ZM116 207V206H115ZM118 207V206H117ZM123 207V206H122ZM154 207V206H153ZM222 207H223V205H222ZM256 207V206H255ZM254 207V208H255ZM126 208V207H125ZM159 208V207H158ZM244 208V207H243ZM110 209V208H109ZM124 209V208H123ZM160 209V208H159ZM180 209V208H179ZM204 209V208H203ZM205 209H207L206 208V206H205ZM223 209V208H222ZM234 209V210H235ZM251 209V208H250ZM113 210V209H112ZM157 210V209H156ZM232 210H233V208H232ZM232 210H230L229 208H228V210H227V208L225 209V211L222 213V215L219 217V218H217L216 220L215 219H211V218H209L208 216L207 217H205V223L207 222L208 224H204V220H202V223H198L195 219H198V218H196V217H198L196 214V217H195V215L193 216V214H183V212L181 213L178 209H177V207H175V206H168V207H166L165 209L163 208V210H162V213L160 212L159 214H160V216H159V214L157 213V218H158V220H161V219H163V217L164 216H166V217H168V219H167V221H165L164 222V227L165 228H167L168 227V229L170 230V232H168V233H166V238H167V236H170V237H172V239H166V241H171L170 242V244L171 245H174V247H173V253L172 254H170L172 257H173V259L174 260H172V259H170L169 258V260H172V261H174V263H172V261H171V263L172 264H264V251H263V249H264V245H263V243H264V229H260L259 230V228L258 229H256V230H254V229H252V228H246V232H245V230H243V227H244V225H253L254 226V224H256V221L254 222L252 219L253 218H251L250 216H248V215H246V213H243V215H239V214H237V213H235V212H233ZM243 210V209H242ZM246 210V209H245ZM244 210V211H245ZM264 210V209H263ZM106 211V210H105ZM123 211V210H122ZM130 211V210H129ZM204 211V210H203ZM223 211V210H222ZM250 211V210H249ZM252 211V210H251ZM257 211H259V213L258 214H260V211L261 210H257ZM14 212V211H13ZM107 212V211H106ZM105 212V213H106ZM120 212V211H119ZM153 212V211H152ZM205 212H206V210H205ZM221 212V211H220ZM262 212H264V211H262ZM261 212V213H262ZM15 213V212H14ZM13 213V214H14ZM102 213V212H101ZM108 213H110V212H108ZM111 213H112V211H111ZM126 213V212H125ZM132 213V212H131ZM135 213V212H134ZM211 213V212H210ZM241 213V214H242ZM103 214H104V212H103ZM136 214V213H135ZM156 214V213H155ZM208 214V213H207ZM249 214V213H248ZM113 215V214H112ZM123 215H125V214H123ZM186 215H190V216H193V217H189V216H186ZM205 215V214H204ZM215 215V214H214ZM217 215V214H216ZM219 215V214H218ZM254 215H255V213H254ZM14 216V215H13ZM15 216H17V215H15ZM14 216V217H15ZM202 216V215H201ZM253 216V215H252ZM14 217H12V218H14ZM115 217V216H114ZM123 217V216H122ZM122 217L120 216V218H121V220H122ZM129 217V216H128ZM165 217V218H166ZM194 217H195V219H194ZM203 217V216H202ZM133 218V217H132ZM206 218H208L209 220H206ZM115 219V218H114ZM123 219H124V217H123ZM125 220V219H124ZM164 220V219H163ZM127 220H125V222H126ZM200 221H201V218H200ZM116 222H118V221H116ZM159 223H160V221H158ZM120 223V222H119ZM158 223V224H159ZM5 224V223H4ZM3 224V225H4ZM155 224V223H154ZM2 224H0V235H1V237H2V239H3V242L6 244V247H8V249H9V254H10V258H11V261L13 262V264H31V262H30V260L31 259H33V260H35L34 258H32V253H31V255H30V249H29V253L27 252V248H28V246L27 245H25L27 248L25 249V251L24 250H22V245H24L27 241L26 240H28V239H30V238H28V239H26V238H24L25 239V241L23 240V238L21 239V237L22 236H20V238L19 239H21L22 240V243H23V241H24V244H20L21 242H20V240H18L17 238L19 237L18 235H16V237H15V234L12 236L11 234H13V233H11L10 234V226L11 225H8L9 227V229H7V228H5L4 226H3ZM7 225V224H6ZM14 225V224H13ZM117 225V224H116ZM123 225H125V224H123ZM129 225V224H128ZM250 225V226H251ZM259 225H260V223H259ZM15 226H18V225H15ZM127 226V225H126ZM125 226V227H126ZM150 226V225H149ZM160 226H162L161 224H160ZM160 226H158V228L160 227ZM167 226V227H166ZM252 226V227H253ZM7 227V226H6ZM19 227H21L20 225H19ZM18 227V228H19ZM98 227V226H97ZM114 227H115V225H114ZM124 226H122V228H123ZM124 227V228H125ZM246 227V226H245ZM244 227V228H245ZM249 227V226H248ZM15 228V227H14ZM17 227H16V229H18ZM157 228V229H158ZM253 228H257V227H253ZM11 229H12V227H11ZM20 229V231L22 230L23 231V228H19ZM163 229V228H162ZM247 229H248V231H247ZM252 229V230H251ZM115 230H116V228H115ZM159 230V229H158ZM19 231V232H20ZM120 231H123V230H121L120 229ZM23 232H25V231H23ZM26 233V232H25ZM117 233H119V231L117 232ZM125 233L127 234V232L125 231ZM129 233V232H128ZM23 234V233H22ZM21 234V235H22ZM125 234V236H128V235H126ZM149 234V233H148ZM121 235V234H120ZM124 236V235H123ZM134 236V235H133ZM157 236H158V234H157ZM260 236L263 238V240L262 241H260ZM23 237H24V235H23ZM27 237V236H26ZM30 237V236H29ZM119 237V236H118ZM131 237V236H130ZM129 237V238H130ZM154 237H155V235H154ZM154 237H153V239H154ZM121 238L122 237H119V239L121 240ZM128 238V237H127ZM151 238V237H150ZM149 238V239H150ZM159 238V237H158ZM33 239V238H32ZM157 239V238H156ZM165 239L163 240V241H161V243H160V247L163 249V250H165L166 249V251L167 252H171L170 250H171V248H170V250L168 249V247H167V243H166V241H165ZM31 240V239H30ZM122 240H124L123 238H122ZM125 240H126V237H125ZM131 240H132V237H131ZM71 242V241H70ZM119 242V241H118ZM128 242H131V241H127V243ZM138 242V241H137ZM147 242H149V241H147ZM3 243V244H4ZM126 243V242H125ZM158 243V242H157ZM30 244H32V243H30ZM122 244V243H121ZM123 244H124V242H123ZM130 245H132L131 243H129ZM134 244V243H133ZM167 244V245H166ZM34 245H36V244H34ZM127 245V244H126ZM125 245V246H126ZM129 245V246H130ZM139 245V244H138ZM152 245V244H151ZM151 245H149V247L151 246ZM155 245V244H154ZM157 245V244H156ZM159 245V244H158ZM24 246V247H25ZM70 246V245H69ZM124 246V245H123ZM128 246V245H127ZM33 247V246H32ZM121 247H122V245H121ZM132 247H133V245H132ZM145 247V246H144ZM157 247V246H156ZM159 247V248H160ZM170 247V246H169ZM139 248V247H138ZM153 248V247H152ZM155 248V247H154ZM118 249H120V248H118ZM131 249H133V248H131ZM130 249V250H131ZM143 248H141V250H142ZM146 249V248H145ZM216 249V250H215ZM122 250H124V249H122ZM138 250V252H139V250L140 249H137ZM140 250V251H141ZM134 251H135V249H134ZM151 251H152V249H151ZM150 251V252H151ZM36 252V251H35ZM126 252V251H125ZM131 253H133L132 251H130ZM163 252H165V251H163ZM166 252V253H167ZM34 253V252H33ZM121 253H123V252H121ZM137 253V252H136ZM153 253V252H152ZM126 254H128V253H126ZM134 254V253H133ZM139 254H141V252L139 253ZM36 255V254H35ZM42 255V254H41ZM132 255V254H131ZM135 255H137V254H135ZM146 254H144L143 256H145ZM148 255V254H147ZM146 255V256H147ZM167 255V254H166ZM170 255H167V256H170ZM123 256V255H122ZM142 256V257H143ZM153 256V255H152ZM170 256V257H171ZM132 257V256H131ZM130 257V258H131ZM171 257V258H172ZM127 258V257H126ZM133 258V257H132ZM148 258H149V256H148ZM155 258V257H154ZM37 259H39V258H37ZM142 259H144V258H142ZM33 260H32V262H33ZM123 260V259H122ZM137 260V259H136ZM37 261V260H36ZM125 261V260H124ZM132 261V260H131ZM135 262V261H134ZM138 262V261H137ZM147 262V261H146ZM167 262V261H166ZM34 263H36L37 264V262H35L34 261ZM33 263V264H34ZM39 263V262H38ZM126 263H127V261H126ZM149 263V262H148ZM0 264H4V263H1V261H0ZM123 264V263H122ZM146 264V263H145Z\"/></svg>",
    "mask_w": 264,
    "mask_h": 264
}]
</instances>
